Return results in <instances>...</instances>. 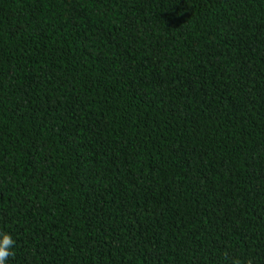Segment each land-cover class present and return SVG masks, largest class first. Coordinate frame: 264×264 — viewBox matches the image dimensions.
Here are the masks:
<instances>
[{
    "label": "trees",
    "instance_id": "16d2710c",
    "mask_svg": "<svg viewBox=\"0 0 264 264\" xmlns=\"http://www.w3.org/2000/svg\"><path fill=\"white\" fill-rule=\"evenodd\" d=\"M6 264H264V0H0Z\"/></svg>",
    "mask_w": 264,
    "mask_h": 264
},
{
    "label": "clouds",
    "instance_id": "9594fccd",
    "mask_svg": "<svg viewBox=\"0 0 264 264\" xmlns=\"http://www.w3.org/2000/svg\"><path fill=\"white\" fill-rule=\"evenodd\" d=\"M15 243L14 238L9 233L0 231V264H6L9 257L15 256ZM232 264H253V261L236 258L232 260Z\"/></svg>",
    "mask_w": 264,
    "mask_h": 264
}]
</instances>
